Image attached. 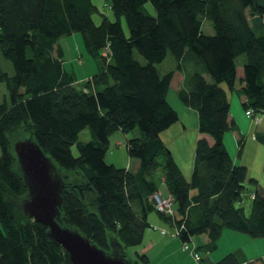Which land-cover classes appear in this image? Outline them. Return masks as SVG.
Listing matches in <instances>:
<instances>
[{
    "label": "trees",
    "instance_id": "1",
    "mask_svg": "<svg viewBox=\"0 0 264 264\" xmlns=\"http://www.w3.org/2000/svg\"><path fill=\"white\" fill-rule=\"evenodd\" d=\"M115 20L96 23L93 0H0V51L14 66L0 69L8 103L0 101V264H74L69 252L44 224L25 215L21 202L28 187L12 137L35 139L63 177V225L75 228L99 247L123 245L129 264H149L141 251L148 215L157 210L151 196L164 182L175 198L183 242L206 233L204 251L217 248L224 229L264 237V194L255 184L249 215L240 205L248 169L234 163L224 135L235 129L226 84L235 89L237 59L245 55V110L264 114V17L259 0H108ZM153 6V12L149 9ZM125 18L129 34L122 18ZM208 20L212 32L203 30ZM79 32L99 71L83 82L64 67L63 37ZM136 53L146 59L142 63ZM171 54L177 69L161 73ZM185 75L181 101L199 115L193 174L187 180L162 138L179 120L167 95L175 72ZM208 74L211 80L206 77ZM89 128L91 139L81 141ZM140 135L127 140L136 170L106 161L116 131ZM26 134V135H25ZM259 139L264 141L263 136ZM76 145L78 155L73 153ZM66 170L69 173H64ZM158 211V210H157ZM136 247L129 257L126 249ZM199 250V249H198ZM244 264L230 252L216 262Z\"/></svg>",
    "mask_w": 264,
    "mask_h": 264
},
{
    "label": "crops",
    "instance_id": "2",
    "mask_svg": "<svg viewBox=\"0 0 264 264\" xmlns=\"http://www.w3.org/2000/svg\"><path fill=\"white\" fill-rule=\"evenodd\" d=\"M259 1L264 4V0ZM251 20L254 24L262 28L261 17H253ZM245 61L246 59L240 63L241 65L237 64V81L235 89H230L224 84L231 104L230 119L231 121L233 120L236 126L235 129L228 130L225 133L224 143L234 163L237 165H245L248 169L246 190L240 205L245 209L246 214L249 215L252 210L254 191L256 189L255 184L250 182L251 178L257 179L258 188L264 194V141L259 139V136L264 137V114L261 115L258 122L247 116L244 107L246 97L238 92L244 84L242 82ZM184 79V73L177 70L168 95L170 91H172L173 96L176 98L175 92L178 94V90L184 85ZM207 79L210 80L208 77ZM169 102L174 107L170 100ZM176 108L178 109L176 111L179 114V120L162 132V138L170 149L175 161L181 167L185 178L190 180L193 174L195 150L198 139L206 137L210 143H213V139L211 136L199 131V115L197 110L188 107L184 103H178ZM179 138H186L188 141L182 142L181 151L177 153V149L173 147L172 142ZM138 166L139 163L137 168ZM161 185L159 191L165 195L169 194L170 192L165 183ZM161 188L164 189L162 190ZM152 212H154L155 216H151L150 219V213ZM150 213L148 215V220L150 219L151 221L149 220L150 224L148 227H150L151 230H145L141 251L145 252L151 258V264H181L183 262L182 255L184 258H186L187 255L183 254L181 251L180 247L182 245H180V242L177 240L180 237L172 238L161 232L162 229L174 230V226L159 211L153 210ZM233 231L235 230L224 229L218 241H220L222 237H224V240L227 238L237 239L239 242L228 249L230 252L236 253L244 264H264V237L252 238L247 233L245 236L240 234H245L244 232ZM198 239H201V242L197 243L199 246L209 242V237L206 233L200 234ZM199 252L202 259L205 258L208 261L210 260L209 257L212 255L211 251L208 252L204 251V248H199ZM223 253H225V251L221 254Z\"/></svg>",
    "mask_w": 264,
    "mask_h": 264
},
{
    "label": "water",
    "instance_id": "3",
    "mask_svg": "<svg viewBox=\"0 0 264 264\" xmlns=\"http://www.w3.org/2000/svg\"><path fill=\"white\" fill-rule=\"evenodd\" d=\"M13 149L28 187V195L21 202L23 213L47 226L50 236L69 252L74 264H129L121 243H114L112 251H107L79 230L59 222L65 182L35 139H19Z\"/></svg>",
    "mask_w": 264,
    "mask_h": 264
},
{
    "label": "rangeland",
    "instance_id": "4",
    "mask_svg": "<svg viewBox=\"0 0 264 264\" xmlns=\"http://www.w3.org/2000/svg\"><path fill=\"white\" fill-rule=\"evenodd\" d=\"M93 2L96 5L95 12L93 14V17H94V20L96 21V23H100L102 21L103 15H106L110 19L115 20V15H114L112 9L108 6L109 5L108 0H93ZM148 7L153 12L154 9H153V6L151 3H149ZM122 23H123V27H124L126 33L129 34V28H128L127 22H126L124 17L122 18ZM203 30L206 33L212 32L213 29H212L210 21H208V20L204 21ZM60 43L64 47V51H65L64 67L66 70L70 71L74 75V77L76 78V80L78 82H83V81L87 80L88 77L92 76L93 74H95L96 72L99 71L101 62H99L97 59L93 58L87 52L81 33L76 32V33L72 34L71 36L63 37L60 40ZM136 57L142 63L146 62V59L140 53H136ZM245 59H246L245 55L240 56L237 59V64L241 65L240 63L242 61H244ZM177 65H178L177 60L173 57V55L169 54L168 57L165 59V61L160 63L158 65V67H159V70L161 73H165V72H168L170 70H176ZM0 69L7 71L10 74H13L15 72L12 62L3 56L1 51H0ZM206 75L211 80V77L208 74H206ZM175 95H176V98H175V96H173L172 91H170L169 95H167V98L173 103L174 107L176 108V105H178V103L183 104V102L181 101L180 98H178V94L176 92H175ZM8 100H9V97H8V92L6 90L5 84L1 83L0 84V101H4V102L8 103ZM176 110H178V109L176 108ZM189 134H190V132H189ZM138 135H140V131L137 128L130 133H125L122 130H118L113 135H111L110 145H109V148H108L107 153H106V161L108 163H113L118 167H128L132 170H135L137 168L139 160L137 158H134V157L129 155L128 147H127V140L133 136H138ZM24 137H26V136H24ZM91 138L92 137H91L89 128H86L83 131H81V133L79 135V139L81 141H88ZM20 139H22V138H20ZM12 140H14V142H13V144H14L16 141L19 140V137L14 136V137H12ZM184 141H188V140H186V138H179L176 141L172 142L173 147H175V149H177L176 150L177 153H178V151H181L180 148L182 146V142H184ZM73 153L75 155L79 154V151H78V148L76 145L73 146ZM180 169H181V167H180ZM183 169H185V168H183ZM64 171H65L64 173H69L66 170H64ZM161 189L163 190L164 188H161ZM160 194L163 196L171 195V193L165 195V194H162V192H160ZM154 198L155 197L152 195L151 200H152L153 204L155 205L156 203H155ZM151 216H155L154 212L150 213V217H149L150 219H151ZM174 228H175L174 230L162 229L161 232L164 235L175 238V237H178L175 235V233L177 232L179 227L174 226ZM146 230H151V228L148 227ZM163 231H165V233ZM233 232H235V231H233ZM240 234L246 236V233L245 234L240 233ZM198 236H200V235L193 237L192 241L190 242V245L192 247L196 246V251L199 252V250H198L199 245L197 243L198 242L200 243L201 239H198ZM177 240L180 242V245H182L180 247L182 253L187 255L186 258H184L182 255V261L183 262L181 264H197L199 261H197L195 259L191 250H185L183 248V243L180 240V238H178ZM238 242L239 241H237V239H234V238H227L224 240V237H222L221 240L218 241L217 248L213 249L211 251L212 255L209 257L210 258L209 261L216 262V261L220 260L226 254L230 253V251L228 249L231 248L233 245L237 244ZM135 250H136V247H128L126 249L129 257L134 256ZM223 251H225V253L221 254ZM211 257H212V259H211ZM150 260H151V258H150ZM150 264H151V261H150Z\"/></svg>",
    "mask_w": 264,
    "mask_h": 264
},
{
    "label": "built area",
    "instance_id": "5",
    "mask_svg": "<svg viewBox=\"0 0 264 264\" xmlns=\"http://www.w3.org/2000/svg\"><path fill=\"white\" fill-rule=\"evenodd\" d=\"M261 19H262V23L264 24V17H262ZM246 114H247V116L251 117L253 120H255L257 122L260 120V117H261L260 114L259 115L255 114L254 109H252V108L246 110ZM153 196L155 197L154 199H155V203H156L155 204L156 209H158L160 212L164 213L165 215L175 216L176 205H175V198L173 197L172 194L168 195V196H163L160 194V192H156L153 194ZM181 228H179L177 230V232L175 233V235L178 237H179ZM163 232L165 233V231H163ZM183 248L185 250H191L193 256L195 257V259L197 261H199L201 259V254L198 251H196V246L192 247L190 245V242H188V243L183 242Z\"/></svg>",
    "mask_w": 264,
    "mask_h": 264
}]
</instances>
